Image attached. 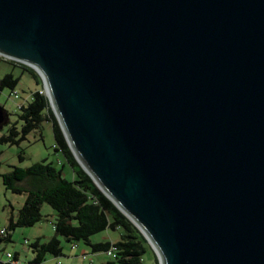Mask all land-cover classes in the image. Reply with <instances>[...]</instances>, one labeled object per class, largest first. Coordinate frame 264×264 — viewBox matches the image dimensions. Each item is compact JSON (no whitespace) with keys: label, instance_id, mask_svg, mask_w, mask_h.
<instances>
[{"label":"water","instance_id":"obj_1","mask_svg":"<svg viewBox=\"0 0 264 264\" xmlns=\"http://www.w3.org/2000/svg\"><path fill=\"white\" fill-rule=\"evenodd\" d=\"M0 55L159 264H264V0H0Z\"/></svg>","mask_w":264,"mask_h":264},{"label":"trees","instance_id":"obj_2","mask_svg":"<svg viewBox=\"0 0 264 264\" xmlns=\"http://www.w3.org/2000/svg\"><path fill=\"white\" fill-rule=\"evenodd\" d=\"M22 64L31 71L37 82L41 81L40 75L31 66ZM17 81L18 76L11 71L5 72L0 77V92L4 87L15 89ZM40 89H34L29 99H18L21 103L19 106L16 103L19 108L17 116L6 132L0 134V142L19 143L44 120L49 121L55 140L54 150L60 152L65 162L71 166L73 177L69 179L63 175L62 160H59L60 165L43 159L27 166L13 165L9 170H0L2 182L7 189L26 193L16 217L11 216L9 219L8 232L0 238L9 240L15 226L31 225L40 220L43 216L41 204L47 202L55 210V234L45 241L36 238L30 242L34 256L28 262L37 263L44 260L46 253L62 254V245L57 236L59 234L66 239H82L90 245L92 251H106L114 244V257L120 264H142L147 239L78 163L59 127L46 94ZM19 157L22 158L23 154L20 153ZM108 228H120L119 238L114 241L90 239L91 234Z\"/></svg>","mask_w":264,"mask_h":264},{"label":"rangeland","instance_id":"obj_3","mask_svg":"<svg viewBox=\"0 0 264 264\" xmlns=\"http://www.w3.org/2000/svg\"><path fill=\"white\" fill-rule=\"evenodd\" d=\"M7 71H11L18 76L15 89L20 97L14 98L10 95L11 89L4 87L0 92V104L9 113L8 121L0 128V134L6 132L9 124L16 118V112L19 110L16 103L19 98L29 99L32 91L36 88L43 89L42 80L37 82L28 68L22 63L5 58L0 55V77ZM54 135L49 121L44 120L38 128L29 132L25 139L19 143L8 144L0 142V160L1 171L9 170L13 165L27 166L35 161L50 160L56 165H60L59 160L63 161V175L66 178L73 177L71 166L65 162L63 155L54 150ZM20 153L23 157L20 158ZM27 181L24 180V183ZM27 184V183H26ZM24 192H14L7 189L0 175V227H7L11 216L16 217L17 210L25 198ZM42 218L31 225H17L11 231L9 240L0 238V255L5 258L6 251H17L21 263H27L34 256L31 250L30 242L39 238L40 241L49 239L55 234L53 221L55 219V210L47 203L41 204ZM121 229H104L90 235L92 241L105 239H118ZM62 245V254L49 258L45 264H120L113 255L107 251H92L89 244L82 239H66L64 236L57 234ZM28 243H25L24 240ZM75 243L76 246L72 247ZM84 249L86 250L83 253ZM142 264H159L154 249L147 241L146 250L143 253Z\"/></svg>","mask_w":264,"mask_h":264},{"label":"built area","instance_id":"obj_4","mask_svg":"<svg viewBox=\"0 0 264 264\" xmlns=\"http://www.w3.org/2000/svg\"><path fill=\"white\" fill-rule=\"evenodd\" d=\"M6 58V57H5ZM40 91L44 92V88L40 89ZM10 95L14 96V98H18L19 97V93L16 89H12L10 91ZM18 106L20 105L21 102H19V100H16ZM8 232L7 227H0V236H4L6 235V233ZM25 243H28V241L25 239L24 240ZM76 246L75 243L72 244V247ZM108 254L111 255H115V251H116V246L114 244H111L110 247L106 250ZM6 257H0V264H45V260H40L37 263H21L18 259V257L16 256L15 252L12 251H6L5 252ZM58 264H60L59 261H57Z\"/></svg>","mask_w":264,"mask_h":264},{"label":"crops","instance_id":"obj_5","mask_svg":"<svg viewBox=\"0 0 264 264\" xmlns=\"http://www.w3.org/2000/svg\"><path fill=\"white\" fill-rule=\"evenodd\" d=\"M106 240V239H105ZM111 241H114V240H112V239H110ZM13 252H15L16 253V256L18 257V255H19V253L17 252V251H13ZM86 252V250L84 249V251H83V253H85ZM54 256H57V255H54V254H51V253H46L45 254V261L47 260V259H49V258H52V257H54ZM0 257H1V255H0ZM19 259V258H18ZM20 261V260H19Z\"/></svg>","mask_w":264,"mask_h":264}]
</instances>
